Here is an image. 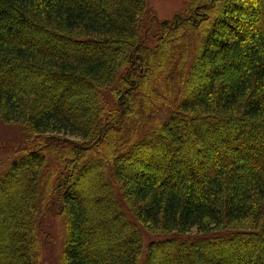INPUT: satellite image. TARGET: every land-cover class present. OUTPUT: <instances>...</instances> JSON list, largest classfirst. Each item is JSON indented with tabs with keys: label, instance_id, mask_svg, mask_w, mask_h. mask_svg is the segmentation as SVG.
Masks as SVG:
<instances>
[{
	"label": "trees",
	"instance_id": "1",
	"mask_svg": "<svg viewBox=\"0 0 264 264\" xmlns=\"http://www.w3.org/2000/svg\"><path fill=\"white\" fill-rule=\"evenodd\" d=\"M186 1L0 0V264H264V0Z\"/></svg>",
	"mask_w": 264,
	"mask_h": 264
},
{
	"label": "rangeland",
	"instance_id": "2",
	"mask_svg": "<svg viewBox=\"0 0 264 264\" xmlns=\"http://www.w3.org/2000/svg\"><path fill=\"white\" fill-rule=\"evenodd\" d=\"M187 5L186 0H146L145 17L152 16L157 23L171 21L175 15L183 14V12L185 13ZM153 30V28L149 30V35L144 39V44L148 47H152L155 43V37L153 33H151ZM48 83L49 81L42 82L43 86H47ZM108 95V92H104V97H108L109 99L110 95ZM56 100L53 106L57 104ZM24 131H26L25 127L19 124L7 123L0 119V175L4 171L6 172L11 162L20 157L23 151L28 147ZM207 133V136L210 137L209 139L213 140V134L210 136L211 132ZM70 139L76 141L75 138L71 137ZM41 216L37 224L39 227V240L41 241L39 264H59L58 254L59 247L63 242V223L61 218L56 217L53 213L48 211L44 212ZM142 234L145 245L150 240L157 239L144 230H142Z\"/></svg>",
	"mask_w": 264,
	"mask_h": 264
}]
</instances>
